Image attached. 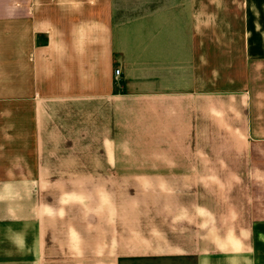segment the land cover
<instances>
[{"label":"crops","instance_id":"0c3cea01","mask_svg":"<svg viewBox=\"0 0 264 264\" xmlns=\"http://www.w3.org/2000/svg\"><path fill=\"white\" fill-rule=\"evenodd\" d=\"M241 10L223 87L205 0H0V264H259L264 0Z\"/></svg>","mask_w":264,"mask_h":264},{"label":"rangeland","instance_id":"374dc122","mask_svg":"<svg viewBox=\"0 0 264 264\" xmlns=\"http://www.w3.org/2000/svg\"><path fill=\"white\" fill-rule=\"evenodd\" d=\"M206 42L209 55L216 60L210 67L211 77L217 86H232V64L241 52V0H205ZM225 78V79H224ZM123 188V186H122ZM253 246L259 264H264V200L254 201Z\"/></svg>","mask_w":264,"mask_h":264},{"label":"built area","instance_id":"2783aa9c","mask_svg":"<svg viewBox=\"0 0 264 264\" xmlns=\"http://www.w3.org/2000/svg\"><path fill=\"white\" fill-rule=\"evenodd\" d=\"M113 74H114L115 77H116V75L118 74V68H116V69L113 70Z\"/></svg>","mask_w":264,"mask_h":264}]
</instances>
